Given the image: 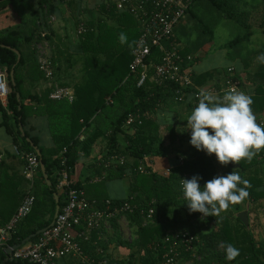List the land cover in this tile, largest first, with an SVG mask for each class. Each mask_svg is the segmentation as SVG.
Masks as SVG:
<instances>
[{
	"label": "trees",
	"instance_id": "16d2710c",
	"mask_svg": "<svg viewBox=\"0 0 264 264\" xmlns=\"http://www.w3.org/2000/svg\"><path fill=\"white\" fill-rule=\"evenodd\" d=\"M238 1L241 0H208L223 17L241 27V31L222 43L220 48L226 49L231 60L241 64L240 68L236 66V73L242 77V89L250 86L246 94L252 99L251 108L258 122L264 114V62L254 60L256 50L245 47L244 43L249 42L252 31L247 23L248 12L239 8ZM261 1L264 5V0ZM83 3L82 0H0V76L6 87L4 99L0 97V126L20 151L35 152L33 145L38 147L51 182V186H47L38 166L37 175L29 187L22 174L23 159L11 150L0 152V226L10 219L27 191L35 198L30 212L17 223L8 244L19 243L28 234L49 225L55 207L53 192L58 196L59 207L63 205L65 191L55 185L57 171L61 167L62 148H66V164L71 167L75 159L88 155L98 138L104 136L107 150L92 160L99 163L92 177L100 176L97 184L76 182L73 186L81 189L89 201L101 204L110 199L120 204L127 200L136 208L122 216L130 230L129 238L122 236L118 222L121 217L117 216L109 219L108 227L92 230L88 240L80 239L88 255L96 260L106 259L105 264H163L164 236L170 230H187L198 238L194 249L199 258H191L192 252L180 247V255L172 264H185L188 259H192L190 264H264V237L256 239L249 223L244 225L236 215L246 210L247 218L250 213L255 215V219L262 216L263 222L259 225L263 224L264 228V148L250 161L242 159L237 162V168L225 166L223 169L222 175L239 172L248 181V196L243 201L231 205L218 217L208 216L201 220L200 213H189L180 191L182 178L199 174L202 184L218 175L214 154L205 155L190 144L187 152L179 147V140H189L187 132L178 131L186 123L184 120L193 108L192 104L175 100L173 83L159 86L147 79L143 85L136 86L138 74L131 73L128 65L139 35L138 22L128 12L118 11L103 0H100L98 12L87 16L85 13L90 9ZM61 4L69 11L74 26L82 14L88 28L76 35L65 49L52 47L51 53L53 31L48 20L50 15L56 17L59 14ZM12 18L15 21L9 22ZM41 31L47 32L45 39L53 75L51 80L46 79L39 69L36 44L42 40ZM120 33L127 37L124 44L120 43ZM193 47L197 49L198 46ZM14 50L19 54L18 59ZM190 50L182 48L180 54H190ZM260 51L261 56L264 47ZM158 57L159 53L153 48L151 58L157 61ZM226 74L227 67L222 74L212 69L192 73L191 78L197 86L208 82L218 86L220 77L222 79ZM149 75L151 69L148 70ZM55 85L71 87L73 100L49 98ZM17 94L20 101H17ZM169 110H175L174 121L160 122L157 118L160 111ZM136 112L144 113L142 121L135 124L133 132L128 134L120 128L121 124L128 114ZM32 115L46 117L52 146H40L38 137L25 128ZM162 124L165 137L161 134ZM80 133H84L82 141L78 139ZM172 152L174 160L167 175L156 168L144 173L137 171L140 162L154 157L163 158ZM112 153L123 155L124 163L105 167L103 161ZM125 175L129 192L123 197L109 198L104 182ZM96 187L99 192L91 194ZM149 207L153 208V214L145 221L144 215ZM226 243L239 249V256L232 261L225 259ZM111 244L118 249L119 256L109 251ZM97 247L102 249L101 254L96 253ZM0 264L29 263L8 260L3 248L0 249ZM59 264L81 263L78 259L65 257L59 260Z\"/></svg>",
	"mask_w": 264,
	"mask_h": 264
},
{
	"label": "built area",
	"instance_id": "2783aa9c",
	"mask_svg": "<svg viewBox=\"0 0 264 264\" xmlns=\"http://www.w3.org/2000/svg\"><path fill=\"white\" fill-rule=\"evenodd\" d=\"M107 5L113 6L118 11L128 12L139 25V35L131 51L129 71L137 73L136 86H141L149 79L156 85L175 84V100L178 102H190L194 107L199 99V93L209 92L218 97L228 89L241 91L242 77L236 73L233 66L227 67V74L220 79L218 86L213 84L197 86L192 81V66L194 56L181 55L182 46L174 35V28L181 17L186 14L193 0H103ZM55 16H49V23L54 22ZM87 24L81 17L76 25L75 34H81L87 30ZM46 31H41V42L36 44L39 69L48 80L53 78L51 62L49 60L48 43L45 39ZM159 53L157 61L151 58L152 49ZM151 75L148 76V70ZM1 78V76H0ZM6 93L5 84L0 80V97L3 99ZM51 99H65L71 102L74 98L73 90L68 86L55 85L49 94ZM144 113L136 112L128 114L121 129L128 134L133 132L135 124H140ZM264 125V114L257 122ZM79 140L84 139V133H80ZM11 151L23 159L22 174L28 180L30 186L38 172L39 157L35 152H22L17 145L12 144ZM66 148L63 147L60 156L61 167L57 171L56 188L64 190V203L57 212L53 224L46 227L37 237L26 243L10 249L8 241L15 232L17 223L23 219L34 204V195L27 191L23 196L16 211L10 219L0 226V249L10 250L7 253L8 260H21L29 264H59V260L65 257L78 259L81 264H105L106 259L96 260L88 255L82 248L80 239L88 240L89 233L100 226L108 227L109 219L122 217L125 213H131L136 205L129 201L115 204L106 199L99 204L95 200H87L84 192L73 186L69 174V166ZM124 156L120 154H108L103 161L105 167L124 163ZM181 159L179 158V161ZM155 171L153 160L140 162L137 171ZM169 168L162 170L167 175ZM142 212V211H141ZM153 208L149 207L145 213V221L151 219ZM163 264H172L178 259V248L192 252L191 258H199L194 249V243L198 238L187 230H170L164 236ZM95 243V242H94ZM96 253L101 254L102 249L96 248ZM192 263V259H191Z\"/></svg>",
	"mask_w": 264,
	"mask_h": 264
},
{
	"label": "clouds",
	"instance_id": "9594fccd",
	"mask_svg": "<svg viewBox=\"0 0 264 264\" xmlns=\"http://www.w3.org/2000/svg\"><path fill=\"white\" fill-rule=\"evenodd\" d=\"M119 40L124 44L126 35L120 33ZM258 59L264 62V54ZM251 105V97L235 89H228L222 97L201 92L178 132H187L192 147L205 155L214 154L222 166L239 163L242 159L250 161L264 148V125L256 122ZM201 179L199 174H193L182 178L180 184L183 204L189 213H200L201 220L220 216L248 196V181L239 172L214 175L202 184ZM224 251L228 261L239 256V249L231 243L224 245Z\"/></svg>",
	"mask_w": 264,
	"mask_h": 264
},
{
	"label": "rangeland",
	"instance_id": "374dc122",
	"mask_svg": "<svg viewBox=\"0 0 264 264\" xmlns=\"http://www.w3.org/2000/svg\"><path fill=\"white\" fill-rule=\"evenodd\" d=\"M238 6L240 9L248 12L247 23L250 26L252 34L249 42L244 44L245 47L256 50L254 56V60H256L261 54L260 50L264 47V5L261 0H241L238 1ZM13 21H15V19L12 18L9 22ZM240 31L241 27L237 23L223 17L210 5L208 0H194L190 6L189 12L181 17L178 24L175 26L174 35L175 38L179 40V44L188 46L192 53L196 52L200 56V59L206 62L207 66H211V64L214 63L221 68H225L227 65L237 62L231 60L228 55H226V49L220 48V46L222 43L237 35ZM208 39L210 40L208 41ZM191 45L198 47L196 49ZM223 50H225L224 54H222ZM240 65L241 64L238 62L234 68H240ZM0 140H9V136L1 126ZM214 164L218 168L219 175H222V168L225 166L221 167L222 165H220L216 159H214ZM108 184L111 186L106 190L107 195L122 197L129 192L128 180L126 177L107 179L105 185ZM118 222L120 224L122 236L129 238L130 230L126 226L124 217H121ZM260 222H263L262 216L255 219L253 213L249 214L248 223L256 239H259L260 236L264 237L263 224L259 225ZM190 263L191 259L185 260V264Z\"/></svg>",
	"mask_w": 264,
	"mask_h": 264
},
{
	"label": "crops",
	"instance_id": "0c3cea01",
	"mask_svg": "<svg viewBox=\"0 0 264 264\" xmlns=\"http://www.w3.org/2000/svg\"><path fill=\"white\" fill-rule=\"evenodd\" d=\"M82 1L85 4H87L89 9H90V12L85 13V15L90 16L91 14H93V12H98V6L100 4V0H82ZM59 11L60 12L55 17L54 22L51 23L52 24V31H53L52 37H51L53 43L50 47L51 53H52V49L56 48V47L57 48L59 47L62 50L65 49V46H69L74 41V39L76 38V36H75V27L76 26H74L73 20H71V18H70L69 11L66 9V7L63 4L60 5ZM12 17H13V15H12ZM181 46H182V48H189L188 46H186L184 44H182ZM191 46H194V45H191ZM222 52H223L222 54H224L225 50H223ZM188 53H190L192 56H194V58L196 57V61L193 63V66H192V73L199 74V73H202L204 71L213 69L215 71H219L222 74V71L224 70V68H221V67H219V65H215L214 63L211 64V66L210 65L207 66L206 62L202 61L200 59V56L196 52L192 53V51H189ZM235 65H237V63H234V64L231 63L230 65H227L226 67H229V66L234 67ZM220 79H221V77H220ZM209 84L211 85L212 83L208 82V83L204 84L203 86L209 85ZM249 87L250 86H247L244 89L241 88V91L246 93L247 91H249ZM174 111L175 110L160 111V113L158 112L159 114H158L157 118L160 122H163V123L173 122L174 117H175ZM25 128L31 134L36 135L38 137V144L40 146L50 147L53 145L51 137L48 133L47 119L44 115H32V116H30L27 120ZM161 134L164 136V125L163 124H162ZM104 139H105L104 136L99 137L98 140L96 141V143H94L93 149L90 151V153L88 155H85V154L81 155L79 158H77V161L75 159V162L71 167L69 166V174H70V178L72 179L73 183L80 182V183H86L89 185L97 184L96 180H98L100 176L99 177L95 176L94 178H92V177L96 174L95 167L99 163L95 164L94 162H92V160H94L95 157H98V156L100 157V155L103 154V152H106L107 143H106V140H104ZM179 142H180V144H179L180 149L183 152H187L189 150L188 140H179ZM0 144H1L0 145V152H2L5 149L11 150V146L13 143L9 138V140H0ZM173 160H174V158H173V152H172L168 156L163 157V158L162 157L161 158L160 157H154L153 164H154V167L156 168V170L162 171L165 168H170L171 161H173ZM221 167H223V166H221ZM216 169H217V173L219 175L217 166H216ZM222 169H224V168H222ZM124 177L127 178V175H125ZM110 186H111L110 184L105 185V182H104L105 192L108 188H110ZM98 192H99L98 187L91 190V194H97ZM108 197L109 198H119V197L111 196V195H108ZM108 249L114 256H116V255L119 256L118 249L114 248V246L109 245Z\"/></svg>",
	"mask_w": 264,
	"mask_h": 264
},
{
	"label": "water",
	"instance_id": "95a60500",
	"mask_svg": "<svg viewBox=\"0 0 264 264\" xmlns=\"http://www.w3.org/2000/svg\"><path fill=\"white\" fill-rule=\"evenodd\" d=\"M14 51H15V53L17 55V59H18L19 58V54H18V52L16 50H14ZM12 73H13V67L10 70V74L11 75H12ZM0 80H1V78H0ZM16 97H17V101H20V98H19V95L18 94L16 95ZM19 107H20V105L18 106V108ZM19 130L21 132L23 131V128H22V125L21 124H19ZM33 149H34L35 153L39 156L40 152H39L38 147L33 145ZM227 166L230 167V168H237L239 166V164L236 162V163H230ZM39 169H40V172H41V174H42V176H43V178L45 180V183L47 184V186L50 187L51 186V182H50V180L47 177V173L45 171V168H44V165H43V163L41 161L40 156H39ZM53 197H54V201H55V207H54V212H53L52 219H51V221H50V223H49L48 226H51L53 224L54 218L56 217L57 212L59 210V203H58L59 199H58V196H57L56 192H53ZM236 215L239 217V219L243 222L244 225H247L248 218H247V212H246V210H241ZM45 228L46 227L41 228V229H38L35 232L28 234L19 243H16V244L11 245L10 246V249H14V248L18 247L19 245L28 242L32 237H34L35 235H37L40 232H42ZM9 251L10 250H5L6 253H8Z\"/></svg>",
	"mask_w": 264,
	"mask_h": 264
}]
</instances>
